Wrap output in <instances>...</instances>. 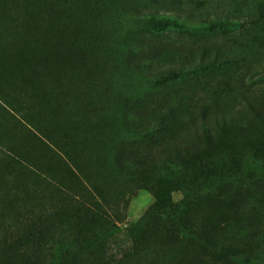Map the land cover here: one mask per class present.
<instances>
[{"label": "rangeland", "instance_id": "obj_1", "mask_svg": "<svg viewBox=\"0 0 264 264\" xmlns=\"http://www.w3.org/2000/svg\"><path fill=\"white\" fill-rule=\"evenodd\" d=\"M134 250L264 264V0H0V264Z\"/></svg>", "mask_w": 264, "mask_h": 264}, {"label": "trees", "instance_id": "obj_2", "mask_svg": "<svg viewBox=\"0 0 264 264\" xmlns=\"http://www.w3.org/2000/svg\"><path fill=\"white\" fill-rule=\"evenodd\" d=\"M174 208L175 207H173V206L161 207V205H159V203H158L157 206L155 207V210L166 212L167 215H168L167 218H169L170 213L173 212ZM94 210H95L94 212H88V215L90 216V218H94L96 220H100V222H102V220H104L105 218H108V215L105 214V212L103 211V209L101 207L98 206ZM95 228H96V230L101 231V230H103L105 228H107V229L110 228L111 229V228H115V227H113L111 225L109 227V224H106V223H103V224L90 223V224H88L87 229H95ZM165 228L167 229V227H165ZM31 232H33V231H28L29 234H33ZM153 239H155L154 234L152 236H150L148 238V240L146 239V243L143 246L144 247L147 246L148 243H149V240L152 241ZM31 249L32 248L30 247L29 250H31ZM134 251H133V253L125 254L121 259H117V258H114V257H110V258L109 257L108 258L104 257V259H103L102 256L101 257H96L97 259L93 260L92 263H90V264H96V263L97 264H134V262L139 264V261L144 260L145 258H143L142 256H137L136 255L137 251H135V252ZM130 261H131V263H130ZM145 262L146 261H143L142 263L144 264Z\"/></svg>", "mask_w": 264, "mask_h": 264}]
</instances>
